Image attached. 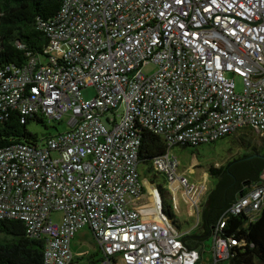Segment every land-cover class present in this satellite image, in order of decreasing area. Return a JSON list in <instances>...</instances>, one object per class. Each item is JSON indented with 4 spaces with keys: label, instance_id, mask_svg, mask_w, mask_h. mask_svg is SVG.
Instances as JSON below:
<instances>
[{
    "label": "built area",
    "instance_id": "2783aa9c",
    "mask_svg": "<svg viewBox=\"0 0 264 264\" xmlns=\"http://www.w3.org/2000/svg\"><path fill=\"white\" fill-rule=\"evenodd\" d=\"M37 26L48 38L44 56L0 66V118L15 108L21 122L66 117L67 127L41 144L0 148V220H19L29 236L45 238L41 264H69L83 226L100 264H197L198 251L181 239L191 229L181 232L164 212L159 191L154 208L128 206L142 190L141 131L167 144L151 168L172 186L185 181L169 151L176 143L264 131V0H63ZM148 63L150 74L142 70ZM87 87L94 95L85 99ZM261 179L229 213L264 206V171ZM188 200L195 226L199 198ZM233 244L214 234L213 259Z\"/></svg>",
    "mask_w": 264,
    "mask_h": 264
},
{
    "label": "trees",
    "instance_id": "16d2710c",
    "mask_svg": "<svg viewBox=\"0 0 264 264\" xmlns=\"http://www.w3.org/2000/svg\"><path fill=\"white\" fill-rule=\"evenodd\" d=\"M63 0H0V66L11 65L21 67L30 57L44 56L47 46L46 34L37 26L38 18H54ZM31 122L45 124L47 120L33 115L26 117L21 122V114L15 109H9L6 115L0 118V148L18 142L42 143L41 139L50 135L39 136L29 130ZM242 130V131H241ZM243 130L251 128H239L224 137L234 136V144L244 151L229 158L225 164L218 167L210 166L208 172L215 176V184L208 190L204 200L200 203V212L196 227L182 235L184 244L199 253L203 241L218 234L223 238H231L235 241L228 255L219 260H210L208 264H264V206L258 211H241L237 214L229 213L230 206L249 189L261 184V175L264 167L258 171L257 180L252 185L249 178L240 181V188L234 193L233 201L228 202L226 210L218 217L216 223L224 220V226L216 228V224H206L204 208L209 197L216 191L220 179L219 176L227 171L228 166L239 159L250 156L264 155V138L260 141L248 137ZM264 132V131H263ZM216 141V140H214ZM207 142V143H212ZM189 143H176L174 146L196 147ZM167 144L161 136L152 132L141 131V144L138 153V163L141 162L151 167V162L157 156L165 152ZM159 191L163 192L159 188ZM163 204V210L172 217ZM44 237H31L25 232L24 224L19 220H0V264H41L44 247Z\"/></svg>",
    "mask_w": 264,
    "mask_h": 264
},
{
    "label": "rangeland",
    "instance_id": "374dc122",
    "mask_svg": "<svg viewBox=\"0 0 264 264\" xmlns=\"http://www.w3.org/2000/svg\"><path fill=\"white\" fill-rule=\"evenodd\" d=\"M155 69L153 63H148L142 67L144 73L150 74ZM237 90H241V81L236 78ZM83 98L88 99L94 95L93 88L87 87L82 90ZM122 111V106L118 110ZM108 116H114V113L109 112ZM66 117L61 122L47 121L45 124L31 122L28 125L29 130L36 132L39 136L54 135L57 132H61L66 129ZM119 120V116L117 117ZM104 121V118H102ZM109 128L111 125L104 122ZM242 131V130H241ZM249 138L254 139L255 142L264 138V132L251 130H243ZM242 148L237 147L234 144V136L224 137L218 139L212 143H202L196 147H182L173 146L171 153L177 159L176 174L185 178L184 182H179L178 185L172 186L170 180L162 173L155 172L150 166L138 163V173L145 193L143 195L144 202L148 201L149 191L145 179L153 181V186L159 187L165 192V200L168 201L171 206V215L174 221L178 224L181 232L187 231L196 222V214L191 211L190 202L188 199L194 197L199 198V205L205 198L208 190L215 184L216 178L210 175L208 169L210 166L218 167L225 164L229 158L243 152ZM149 169V171H148ZM201 187L203 191L201 192ZM201 192V193H200ZM167 194L173 196L166 197ZM201 194V195H200ZM200 212V211H199ZM53 221H61V214L59 212H53L51 214ZM212 238L208 237L203 241L201 250V259L198 264H208L213 259L211 252ZM71 251L74 255L72 264H93L89 260H100L101 253L99 252L93 235L87 226L79 229L71 240Z\"/></svg>",
    "mask_w": 264,
    "mask_h": 264
},
{
    "label": "water",
    "instance_id": "95a60500",
    "mask_svg": "<svg viewBox=\"0 0 264 264\" xmlns=\"http://www.w3.org/2000/svg\"><path fill=\"white\" fill-rule=\"evenodd\" d=\"M263 167L264 155L250 156L232 162L227 171L219 176L220 183L205 205L206 224H216L218 217L228 207V202L233 201L234 193L240 188V181L249 178L253 185L257 180L258 171Z\"/></svg>",
    "mask_w": 264,
    "mask_h": 264
},
{
    "label": "crops",
    "instance_id": "0c3cea01",
    "mask_svg": "<svg viewBox=\"0 0 264 264\" xmlns=\"http://www.w3.org/2000/svg\"><path fill=\"white\" fill-rule=\"evenodd\" d=\"M170 151V153H171V149L169 150ZM151 168V167H150ZM152 169V168H151ZM148 171H149V169H148ZM145 181H146V183H147V187H148V191H149V197H148V201L147 202H144V200H143V195H144V193H145V190H144V188H143V185H142V183H141V180H140V184H141V187H142V190H141V193H140V195L138 196V197H136V198H131V199H129V201H128V206L129 207H131V208H136V209H138V208H143V207H147V208H154L155 206H156V203L158 202V197L156 196V191H159V187H156V186H153V181H149V180H147V179H145ZM160 192V191H159ZM165 192L163 191L162 192V194H161V192H160V194H159V198H160V202L162 203V206H163V204H165V205H167L166 207H167V210L168 211H170L171 212V206L169 205V203H168V201H166L165 200ZM168 196L170 197V199L172 200V196L170 195V194H167V198H168ZM199 210H200V206H199ZM191 211H193L192 209H191ZM165 212V211H164ZM166 213V212H165ZM167 214V213H166ZM169 216V215H168ZM170 218H173V217H170ZM197 222H198V220H197ZM197 225V224H196ZM196 225L194 226V225H192L191 226V228H189V229H191V230H193L195 227H196ZM177 226H178V224H177ZM84 227V226H83ZM88 227V226H87ZM89 228V227H88ZM179 228V227H178ZM81 229V228H80ZM188 229V230H189ZM79 230V229H78ZM77 230V231H78ZM190 230V231H191ZM76 231V232H77ZM91 231V230H90ZM189 231V232H190ZM75 232V233H76ZM92 233V232H91ZM75 235V234H74ZM74 235H73V237H74ZM93 235V234H92ZM72 237V238H73ZM72 240V239H71ZM70 247H71V242H70ZM89 261H92L93 262V264H100V261L101 260H89ZM74 262V260H72L69 264H72ZM87 264H89L88 262H87Z\"/></svg>",
    "mask_w": 264,
    "mask_h": 264
}]
</instances>
